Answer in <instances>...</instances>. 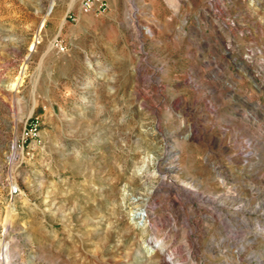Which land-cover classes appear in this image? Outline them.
<instances>
[{"label":"rangeland","instance_id":"obj_1","mask_svg":"<svg viewBox=\"0 0 264 264\" xmlns=\"http://www.w3.org/2000/svg\"><path fill=\"white\" fill-rule=\"evenodd\" d=\"M51 1L0 0V264H264V0Z\"/></svg>","mask_w":264,"mask_h":264},{"label":"built area","instance_id":"obj_2","mask_svg":"<svg viewBox=\"0 0 264 264\" xmlns=\"http://www.w3.org/2000/svg\"><path fill=\"white\" fill-rule=\"evenodd\" d=\"M80 5H81V8L85 11L93 7H96L98 9H103L104 7V3L102 0H81ZM55 45L56 46L59 45L60 48H62L61 44L58 43V41H55ZM23 132H24L25 138L26 137L31 138V137L37 136L36 122L34 121L27 122V124L24 126ZM17 190H18L17 186H12L10 187L9 192L11 194H15Z\"/></svg>","mask_w":264,"mask_h":264},{"label":"bare ground","instance_id":"obj_3","mask_svg":"<svg viewBox=\"0 0 264 264\" xmlns=\"http://www.w3.org/2000/svg\"><path fill=\"white\" fill-rule=\"evenodd\" d=\"M52 5H53V0L51 1L50 9H51ZM148 31H149V29H148ZM29 47H30V48H33V47H34V44L31 43ZM19 79H20V78H19ZM18 81H19V80H18ZM14 145H15V144H14ZM14 145H13V146H14Z\"/></svg>","mask_w":264,"mask_h":264}]
</instances>
